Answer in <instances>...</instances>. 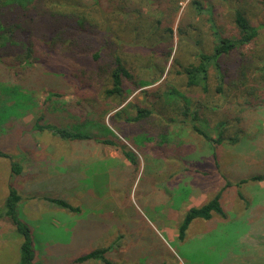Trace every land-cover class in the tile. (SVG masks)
<instances>
[{
    "label": "rangeland",
    "instance_id": "1",
    "mask_svg": "<svg viewBox=\"0 0 264 264\" xmlns=\"http://www.w3.org/2000/svg\"><path fill=\"white\" fill-rule=\"evenodd\" d=\"M81 1L82 5H92L95 0ZM119 1L123 2L110 0V7L113 9L114 2ZM134 1L129 0V3L142 7L145 19L152 20V25H159L158 37L144 41L151 29L130 31L127 41L117 44L108 24H104L102 32H108L109 43L102 49L101 63L91 56L99 47L94 44L89 54L80 55L72 61L73 66L64 68L68 87L60 85L52 89L43 84L41 78H36L38 64L34 57L24 56L25 62L17 63V48L7 53L8 48L0 41V56L3 57L0 59V110L6 111V105L14 103L7 99L5 92L3 95L2 89L6 86L17 87L19 93L27 96L24 100L31 104L27 110L9 108L14 114L7 118L0 113V150L9 154L8 157L0 156V213L5 215L3 195L9 190L8 183H13L21 196L19 216L31 230L34 264H74L70 261L72 256L82 253L68 252L71 246L68 244L73 242V231L69 227L79 220L80 226L74 233L80 232L81 252L108 247L105 257L109 259L115 258L112 254L125 246L127 249L122 255L129 264L138 261L189 264L187 257L194 254L204 256L201 264H214L210 257L218 255L217 247L227 248L236 238L226 236V232L234 235L253 224L264 229V180L251 179L264 174V77L257 87H251L250 83L241 85L240 76H234L235 83L227 77V93L218 96L214 94L217 80L213 70L208 77L211 89L204 92L201 86L187 85L183 68L185 63L195 61L198 52L211 51L217 42L211 20H215L225 35L236 36L233 19L234 10L239 7L263 25L260 35L247 46H252L253 50L251 48L245 58L249 78L261 76L254 66H263L264 0H198L200 10L194 0H170L169 5L162 8L155 7L152 0ZM104 2L107 4L108 0ZM176 5L180 6L179 10L171 15ZM169 25L171 29L165 30ZM20 39L16 42L24 47L27 41ZM158 40H161L160 46L169 43L170 46L165 45L171 50L162 72L161 66L155 64L156 60L165 58V54L161 55L162 48L155 55L148 50ZM101 41L99 36L98 42ZM64 46L67 47L64 44L62 48ZM114 47L115 52L126 56L137 76L153 83L131 94L106 99L104 90L111 86V78L103 61L109 56L105 54H113ZM237 52L239 57L235 52L226 57L236 60L231 64L232 69L239 65L242 56L240 49ZM80 79L88 83L83 89L78 86L83 85ZM169 89L177 93L169 95ZM50 92L63 95L48 99ZM81 93L87 103L95 107L101 102L107 112L102 115L103 112L74 106ZM178 93L189 100V116L183 114L186 102ZM164 97L170 103L168 108ZM207 98L213 100L214 106L202 110L200 104ZM138 107L153 111L143 124L129 120ZM18 111L20 114H16ZM195 111L198 114L194 124L212 136V141L194 129ZM39 115L46 121L70 126L84 122L87 117L98 116L97 120H103L101 122L112 132L99 129L96 122L95 137H108L115 143H102L97 138L65 139L48 130H36L34 122ZM128 128L131 131L127 132ZM221 131L223 140L214 141ZM124 147L135 153V163L125 156ZM13 161L20 163L23 171L10 178ZM202 191L207 192L208 200L221 191V203L227 215L218 214L209 220L194 219L187 229L186 241L171 239L169 228L178 231L188 202ZM46 197L63 198L81 210L77 214ZM257 203H261L260 208ZM252 206L256 207L253 212L257 217L250 221ZM13 226L11 221L2 219L0 264H22L23 237ZM202 229L205 232L203 240L196 239L197 232ZM191 247L195 248V253ZM203 250L205 253H200ZM112 259L109 260L122 264Z\"/></svg>",
    "mask_w": 264,
    "mask_h": 264
},
{
    "label": "trees",
    "instance_id": "2",
    "mask_svg": "<svg viewBox=\"0 0 264 264\" xmlns=\"http://www.w3.org/2000/svg\"><path fill=\"white\" fill-rule=\"evenodd\" d=\"M122 1L123 2H114L116 5L112 9L110 7V0H108L107 4H105L104 0H95L92 5H82L81 0H0V41H2L4 46L8 48L6 50L7 53L17 48L16 60L19 61L17 63L25 62L24 56L26 58L33 56L38 64L36 78H41L43 84L50 85V88L52 89L59 88L60 85L68 87L70 84L65 82L68 80L65 79L67 70L64 68L73 66L72 61L80 55L89 54V49H91L94 44L99 45V47L91 56H93L97 63H101L102 49L107 43H109L107 39L108 32L105 31L106 34L102 32V26L104 24H108V29L112 33L111 37L117 44H121L122 41L125 43L124 41H127V37L131 33L130 31L134 32L142 29H151L150 32L148 31L149 35L144 41L158 37V31L161 28L159 25H152V20L145 19L142 7L135 3L130 4L129 0ZM169 2L170 0H152V4H155V7L157 8H162L166 4L169 5ZM194 4L199 10L201 9L198 0H194ZM179 7L180 6L178 5L172 7L171 15L172 13L175 15L179 10ZM8 8L10 10H7ZM135 18H138V20L136 21ZM214 21L211 20V27L217 42L213 45L211 51H200L197 53L195 61H190L183 65L187 77V85L201 86L204 92H209L211 88L209 86L208 77L210 71L213 70L217 80L214 94L218 96L227 93L228 81L230 80V82L235 83L234 76L237 78L240 76L238 81L243 86H248L250 83L251 87H257L258 84H261V79L264 77V56L261 59L263 66L260 68L254 66L257 74L260 73L261 76L255 75L254 77L249 78L246 57L251 51L252 46L249 48H247V46L253 43L260 35L263 25L256 23L251 17H249L246 11L239 7L235 8L233 19L236 36L225 35L222 29ZM164 29L169 31L171 26H165ZM121 34L125 35L124 39ZM99 36H101L103 41L98 42ZM20 38L27 41L24 47L16 42V40ZM159 39L161 38L159 37ZM113 40L112 42L114 43ZM19 41H21V39L18 40V42ZM158 41L154 43L155 45L153 47H149L148 50L155 55V53L162 48L161 50L163 52L161 55L165 54V58L160 61L156 60L155 63L161 66L162 72V68L166 67L167 58L171 55V50L170 47L167 49V47L170 46L169 43H165L168 46L165 44V46H160L161 40ZM133 43H135L134 40ZM64 44H66L67 47L64 46L62 48ZM59 47L60 49H58ZM239 49L242 51V56L239 58V65H235L234 69H232L231 64L236 60L229 59V57H231L234 52L239 57L237 52ZM115 51L114 47L113 54H105L109 56L106 62L103 61V63H105L106 71L110 72L111 78V86L104 90L106 99L114 95L122 97L125 93L131 94L134 90L153 83L150 79L137 76L135 74V69L133 70L127 62L126 56ZM135 51L137 52V49H135ZM135 51L134 55L136 53ZM227 56L229 57L226 58ZM5 57H9V55H5ZM2 58L3 57L0 56V59ZM138 60L139 57L136 59V62ZM133 63L134 66H136L135 60ZM99 66L100 65L98 64V68ZM227 77L229 78L228 81ZM80 81L83 85L78 86H80V89H83L88 83H85V80L83 79H80ZM241 85H239V87H242ZM18 90L19 89L15 86H13V88L6 86L2 89L3 95L5 92L8 100H14V103L11 105H6V111H3L4 108L0 110V113L3 114L1 115L3 118L10 117L14 114L12 111H9V108L13 109V107H15L18 108V110L20 108L26 110L31 108V104L24 100L27 96L23 93H19ZM168 93L169 95H175L177 91L175 89H169ZM178 94L182 97L183 101L186 102L183 114L189 116V100L183 94ZM49 95L51 96L48 99L52 98L54 95L60 96L63 94L62 92H50ZM85 99L86 97L81 93V97L78 100H75L74 106L77 108L81 106L83 109H88L90 111L94 110L95 113L103 112L102 115L107 112H104V107H102L101 102L93 107L94 104L90 102L87 103ZM163 101L166 108H168L170 103L165 97L163 98ZM214 102L207 98L206 101L200 104V108L202 110L204 108H210L211 106H214ZM152 112L153 111L149 108L138 107L135 116H131L129 120L143 124L142 122L151 116ZM16 114H20L19 111ZM197 114V111L193 112L192 122L196 119L195 117H197ZM97 117L98 116H91V118L87 117L84 119V122L70 126L46 121L44 120L43 115H39L34 122V128L39 131L48 130L52 134L65 139L83 140L97 138L98 141L102 143H115L113 139L108 137H95L96 131H93L95 130L93 127L96 125V122H98L99 129H105L107 132H112L111 128L102 123L101 121L103 120L98 121ZM193 127L207 140H213L212 136L202 130L198 125L194 124V122ZM128 131H131V129L128 128L127 132ZM223 137V131H221L218 138L214 141L221 142ZM151 138L152 137L149 136L147 137L148 140H151ZM123 153L129 160L134 163L136 162L135 153L132 150L124 147ZM0 156L8 157L9 154L0 150ZM11 169L14 176L23 171L21 164L14 161L11 164ZM251 179L264 180V174L254 175ZM221 191L217 192L212 198L201 205L192 206L186 210L184 218L178 228V237L180 239L185 238L186 231L194 219H210L214 212L222 216L227 215L221 203ZM20 198L21 196L18 193L15 184L11 183L5 201V210H3L5 211L4 214L8 216L16 230L23 237L21 245L22 264H34L35 249L33 246L31 230L29 225L20 218L18 213V202ZM46 199L74 212H79L81 210L79 206H76L63 198L46 197ZM109 249L110 248L108 247L94 249L78 256L75 261L84 262L89 259H100L108 264H116L105 257V254Z\"/></svg>",
    "mask_w": 264,
    "mask_h": 264
},
{
    "label": "crops",
    "instance_id": "3",
    "mask_svg": "<svg viewBox=\"0 0 264 264\" xmlns=\"http://www.w3.org/2000/svg\"><path fill=\"white\" fill-rule=\"evenodd\" d=\"M12 177L13 176L11 173L10 178H12ZM9 184L10 183H8V186H9ZM8 193H9V190L6 191V193L3 195V197L6 198ZM208 198L209 197L207 195V192L202 191L199 195H197V197L194 196L191 198L192 201L195 199H200V200H198L197 202H194V203H191L192 201L190 203L188 202L186 210L192 206L201 205L202 203L207 201ZM1 205H2V203L0 204V206ZM258 206L260 208L261 203H259ZM255 208L253 206L250 208L252 210L251 216H250L251 217L250 221H253L257 217V215L254 214V212H253ZM77 214H78V212H77ZM216 215H218V213L214 212L212 215V218H210V219H214ZM2 219H5L8 222H10V219L8 218V216H6V215L2 216V214L0 213V229H1V225H2ZM198 219H200V218H197L195 220L197 221ZM78 226H80V220H79V223H77L76 225L73 224L72 227H69L73 231V234H72L73 235V238H72L73 242L68 244V245H71L70 248L68 249V252L69 253L85 254V253L90 252L92 250L90 249L89 251L81 252V249H80L81 237L79 235L80 232L74 233V231L78 228ZM252 227H255V228H252ZM252 227H250L248 230H245V231L236 232V234H234V235H232L231 232H228V234L226 232V236L229 235L231 237L234 236L236 238H234L231 245H229L228 243H227L228 245L226 244L227 248H222L220 250V247L216 246L219 249L218 255L210 257V259H212L214 264H264V229L263 228H257L254 224ZM168 231H169L168 236L171 239L179 238L178 237V231H176V229H170L169 228ZM204 233L205 232L203 229L198 231L197 236L195 238L203 240ZM188 235L189 234L186 231L185 238L184 239L179 238V239L181 241L182 240L186 241ZM191 248H193V247H191ZM126 249L127 248L125 246H124V248L121 247L115 253L112 254L113 256H115V258L114 257H112L113 259L111 257H108V258L112 259V260H116L117 262L122 263V264H126V263L129 264L127 262V260L124 259L125 257L122 255L126 251ZM193 249H194V253H195V248H193ZM205 249L208 250V247ZM204 250L201 251L200 253H205ZM107 253H109V251H107L106 254ZM119 253H121V255H119ZM198 253L199 252H197L196 254H198ZM82 254L72 256V259L70 261H72L74 264H81V263H87V262H88V264H99L100 262H102V260H100V259H89V260H86L84 262H76L75 259ZM202 258H204V256H199V255H195V254L190 256L189 258L187 257L189 264L191 262H194V264H201L203 262ZM206 259H208V258L206 257ZM180 262L181 261H179V262L177 261V262H173L171 264H181L182 262L181 263ZM138 263L143 264L142 262H139V261L137 262V264Z\"/></svg>",
    "mask_w": 264,
    "mask_h": 264
}]
</instances>
